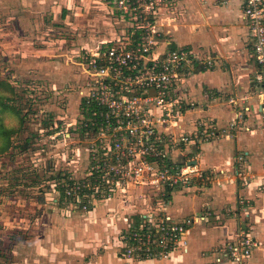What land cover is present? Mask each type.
<instances>
[{"label":"rangeland","instance_id":"rangeland-1","mask_svg":"<svg viewBox=\"0 0 264 264\" xmlns=\"http://www.w3.org/2000/svg\"><path fill=\"white\" fill-rule=\"evenodd\" d=\"M54 12L44 0H0V264L74 262L70 256L83 246L78 240L93 239L94 231L121 249L131 210L144 206L143 191L131 186L128 192L117 177L115 193L101 200L73 193L98 168L100 154L81 123L86 78L76 61L84 36L79 27L45 20ZM95 23L102 36L86 37V45L117 38L123 27L110 13ZM109 200L121 207H108L93 226L96 207Z\"/></svg>","mask_w":264,"mask_h":264},{"label":"crops","instance_id":"crops-1","mask_svg":"<svg viewBox=\"0 0 264 264\" xmlns=\"http://www.w3.org/2000/svg\"><path fill=\"white\" fill-rule=\"evenodd\" d=\"M44 1L51 2L53 11L56 10L52 19L49 12L45 20L79 27L76 32L84 36L81 40L85 43L81 51L97 49L105 41L112 44L125 37L140 36V33L132 35L129 22L118 18L115 0ZM243 2L165 0L160 10L161 30L168 47L188 48L201 61L195 63L194 73L180 85L184 99L192 103L180 121L181 130L195 132L202 119L216 127L217 136L211 140L201 139L196 145H182L176 152L175 159L180 162L197 158L200 173L205 177L197 178L191 187L172 190L169 203L159 211L180 222L201 215L208 216L207 219L192 221L186 234V250L179 249L170 258L128 260L122 256L123 247L116 250L115 240L104 241L103 233L94 231L93 239L86 234V242L78 240L83 246L75 250V256H70L74 262L69 264H264V125L260 113L264 88L252 81L257 64ZM103 13L112 14L118 24L123 25L118 37H100L95 41L96 46H89V42L86 45V37L94 41L91 35L102 36L99 33L103 31L95 21ZM210 58L213 65L207 66L205 62ZM77 59L76 64L80 66V57ZM214 168L223 172H214ZM117 202L109 200L96 207L99 217L93 226L108 207H121ZM148 208L150 206H134L129 213V225L135 219L133 213L139 215ZM123 209L127 211L125 206ZM119 212L122 213L121 208ZM244 234L255 242L251 255L241 263L227 258L217 262L222 247L238 244Z\"/></svg>","mask_w":264,"mask_h":264},{"label":"built area","instance_id":"built-area-1","mask_svg":"<svg viewBox=\"0 0 264 264\" xmlns=\"http://www.w3.org/2000/svg\"><path fill=\"white\" fill-rule=\"evenodd\" d=\"M164 2L115 0L118 18L129 22L132 35L140 36L112 44L105 41L97 49L84 48L78 54L86 78L81 86L82 130L93 138V151L100 156L95 157L98 168L84 176L73 193L80 199L101 200L115 193L116 177L117 184L123 180L129 187L128 192L131 186L143 191L141 205L150 203V209L135 216L122 234V256L136 261L161 260L179 249L186 250L188 226L192 221L207 219L201 215L180 222L159 208L167 206L172 190L191 187L197 178L205 177L197 158L183 162L175 159L180 147L217 136L216 127L208 120H199L193 133L181 130L180 121L192 103L184 99L180 85L194 73L199 60L188 48L168 47L161 30ZM243 3L257 64L252 81L264 88V0ZM205 63L212 66V58ZM262 96L264 125V93ZM107 162L113 164L112 168ZM154 191L160 196L153 200L149 192ZM254 244L253 238L244 234L238 244L222 247L217 262L227 258L241 263L251 255Z\"/></svg>","mask_w":264,"mask_h":264},{"label":"trees","instance_id":"trees-1","mask_svg":"<svg viewBox=\"0 0 264 264\" xmlns=\"http://www.w3.org/2000/svg\"><path fill=\"white\" fill-rule=\"evenodd\" d=\"M1 84V83H0ZM3 105H5L6 106V104H3ZM1 131L3 132V133H5V129L3 128V127H1ZM5 148H7V146H4V149Z\"/></svg>","mask_w":264,"mask_h":264},{"label":"water","instance_id":"water-1","mask_svg":"<svg viewBox=\"0 0 264 264\" xmlns=\"http://www.w3.org/2000/svg\"><path fill=\"white\" fill-rule=\"evenodd\" d=\"M193 163H195V162H193Z\"/></svg>","mask_w":264,"mask_h":264}]
</instances>
